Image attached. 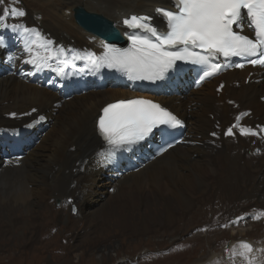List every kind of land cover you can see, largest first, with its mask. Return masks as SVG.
I'll return each mask as SVG.
<instances>
[{"label": "bare ground", "instance_id": "1", "mask_svg": "<svg viewBox=\"0 0 264 264\" xmlns=\"http://www.w3.org/2000/svg\"><path fill=\"white\" fill-rule=\"evenodd\" d=\"M18 1L28 25H38L59 43L80 47L83 55L79 60L86 61L89 67L93 65L86 57L99 59L102 44L76 24V7L100 14L120 29L121 18L132 13H152L164 4V0ZM19 57L23 63L21 53ZM19 59L11 48L0 46V127L20 126L18 138L22 145L20 154L7 152L5 157H0V208L6 214L11 207L31 219L35 209L55 194H61L77 208L87 224L97 221L104 225L114 220L122 232L132 229L135 234L138 230L144 234L152 224L170 226L176 212L190 211L200 197L209 194L213 185L228 194L245 192L247 197L256 200L260 212L264 211L262 69L238 70L229 64L217 78L196 91L170 97L164 92L178 96V89L161 90L157 100L185 120L187 137L184 144L149 160L144 152L145 144L125 154L103 150L96 118L109 103L133 96H151L123 83L125 80L101 88L96 82L107 76L89 70L88 75L92 77L89 92L62 100L44 86L16 78L11 69L20 65ZM250 73L253 76L246 85L244 79ZM66 88L73 91L71 85ZM132 91L135 94L129 93ZM11 113L26 117L16 123L6 118ZM233 125L237 127L232 135H225ZM241 128L256 134L242 135ZM241 184L252 186L247 191ZM159 206L163 209L154 214L153 207ZM121 208L130 212H122ZM140 208L147 212L139 216L138 226H131L130 221L138 219L132 212ZM217 209L218 204L213 209L203 206L200 212L208 216V221L216 216ZM247 213L256 212L247 210L242 215ZM247 220L242 222L251 223ZM247 231L236 228L233 233L239 237L247 235ZM17 237L24 239L23 233ZM250 243L255 249L252 254L256 255V262L261 264L264 254L253 241ZM125 258L118 260L122 262ZM207 258L206 262L210 263L217 256L211 254Z\"/></svg>", "mask_w": 264, "mask_h": 264}, {"label": "snow or ice", "instance_id": "2", "mask_svg": "<svg viewBox=\"0 0 264 264\" xmlns=\"http://www.w3.org/2000/svg\"><path fill=\"white\" fill-rule=\"evenodd\" d=\"M6 2L0 0V5ZM172 6L174 11L160 7L155 9L156 14L163 17L165 31L159 30L151 22L152 17L133 15L123 20V24L133 33L128 37L131 41L129 48L120 50L105 45L102 57L96 59L89 55L86 59L96 68L107 66L125 71L131 79L163 78L177 61L206 66L201 81L221 70V64L213 62L220 57L226 61L233 57L249 58L251 65L264 66V0H172ZM25 14L24 10L15 6L4 7L0 14V25L25 35H34L35 39L25 43V49L30 54L33 53V46H36L44 48L46 56L43 59L55 58L48 47L52 42L41 41L38 32L33 33L20 23L4 24L9 16L22 18ZM244 16L254 29V39L234 30ZM0 46H3L2 40ZM29 62L37 64L38 58L33 56ZM234 66L242 68L244 64ZM102 113L98 120L99 134L113 151L145 140L161 125L176 127L181 124L161 105L146 99L109 103L103 107ZM235 127L237 125L230 127L225 135H232ZM241 134L256 133L241 128ZM240 249L238 255L247 264H254L255 256L249 258L253 252L251 245L240 242ZM236 254L234 251L233 255Z\"/></svg>", "mask_w": 264, "mask_h": 264}, {"label": "rangeland", "instance_id": "3", "mask_svg": "<svg viewBox=\"0 0 264 264\" xmlns=\"http://www.w3.org/2000/svg\"><path fill=\"white\" fill-rule=\"evenodd\" d=\"M241 186L249 191L252 185ZM56 201L62 204L57 206ZM67 202L65 196L55 194L35 209L31 219L11 207L7 214L0 208V264H236L229 259V253L237 248L240 240H251L264 251L262 212H259L260 218L251 223L243 222L237 227L229 225V220L247 210L260 211L256 200L247 197L245 192L228 194L213 185L209 194L200 197L190 211L176 212L170 226L152 224L151 231L142 234L138 230L137 235L132 229L118 230L114 220L104 225L97 221L87 224L73 204L65 207ZM216 204L219 206L216 216L207 221L208 216L201 215V208L213 209ZM72 206L76 209L75 216L70 210ZM140 209L132 212L138 219L131 220V226H138L139 216L146 214L147 211ZM162 209L161 206L153 207V213ZM121 211L130 212L126 208ZM236 228L248 229L247 235L234 236ZM19 233H23V240L17 237ZM211 254L217 259L206 262ZM123 256L126 257L124 261L118 260ZM241 264L247 262L243 259Z\"/></svg>", "mask_w": 264, "mask_h": 264}, {"label": "water", "instance_id": "4", "mask_svg": "<svg viewBox=\"0 0 264 264\" xmlns=\"http://www.w3.org/2000/svg\"><path fill=\"white\" fill-rule=\"evenodd\" d=\"M74 20L85 31L108 42L122 44L120 33L113 28V23L102 15L89 13L81 7H76L74 9Z\"/></svg>", "mask_w": 264, "mask_h": 264}]
</instances>
